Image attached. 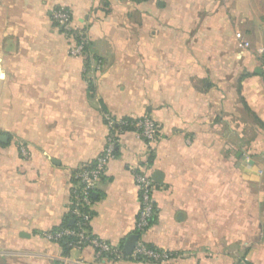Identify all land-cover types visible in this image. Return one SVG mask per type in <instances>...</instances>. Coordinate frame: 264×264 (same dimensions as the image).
Returning a JSON list of instances; mask_svg holds the SVG:
<instances>
[{
	"label": "crops",
	"instance_id": "1",
	"mask_svg": "<svg viewBox=\"0 0 264 264\" xmlns=\"http://www.w3.org/2000/svg\"><path fill=\"white\" fill-rule=\"evenodd\" d=\"M60 6L84 31L81 55L53 24ZM263 43L264 0H0V264H264ZM105 115L148 116L158 134L119 132L90 230L124 248L145 171L142 238L163 262L43 236L73 225L74 177L102 151Z\"/></svg>",
	"mask_w": 264,
	"mask_h": 264
},
{
	"label": "built area",
	"instance_id": "2",
	"mask_svg": "<svg viewBox=\"0 0 264 264\" xmlns=\"http://www.w3.org/2000/svg\"><path fill=\"white\" fill-rule=\"evenodd\" d=\"M52 21L54 26L68 36L72 44L68 48L71 55H81L86 50L88 43L84 31L73 25L71 12L66 7H56L52 11ZM243 46L248 47L249 42H243ZM259 64L264 72V43L258 52ZM107 135L102 151L90 163L80 167L74 177L75 185L72 189V199L68 206L73 225H64L46 231L43 236L49 241L60 242L66 240L69 249H82L91 246L97 260L107 259L118 260L127 258L131 260H153L163 262L169 258L167 252L158 250L147 245L142 234L153 220L154 205L152 199L153 181L145 171H136L134 177L138 188L139 208L135 222L136 242L132 250L126 254L123 249L102 240L92 234L90 222L92 219V194L101 177L105 172L107 163L115 155V146L119 132L132 130L138 136L150 142L158 134V124L150 117L143 116L138 119L121 118L116 119L105 115ZM22 152L24 149L22 148ZM60 264H73L66 259ZM77 264V263H75Z\"/></svg>",
	"mask_w": 264,
	"mask_h": 264
},
{
	"label": "water",
	"instance_id": "3",
	"mask_svg": "<svg viewBox=\"0 0 264 264\" xmlns=\"http://www.w3.org/2000/svg\"><path fill=\"white\" fill-rule=\"evenodd\" d=\"M4 137L5 136L1 135L0 140H3ZM136 239H137V234H132L126 239V241L124 243L125 252L129 253L132 250V248L136 242Z\"/></svg>",
	"mask_w": 264,
	"mask_h": 264
},
{
	"label": "trees",
	"instance_id": "4",
	"mask_svg": "<svg viewBox=\"0 0 264 264\" xmlns=\"http://www.w3.org/2000/svg\"><path fill=\"white\" fill-rule=\"evenodd\" d=\"M263 76H264V72H263ZM66 225H68V224H66ZM71 226H74V225H71ZM60 244L63 246L64 251H66V250L69 249L68 246H67V242H66V240H61V241H60ZM119 246H120V248L123 249V251H124V253H125V250H124V248H123V244H120Z\"/></svg>",
	"mask_w": 264,
	"mask_h": 264
}]
</instances>
